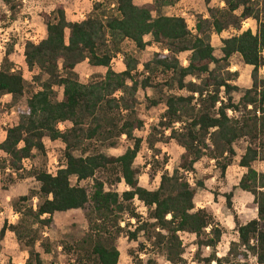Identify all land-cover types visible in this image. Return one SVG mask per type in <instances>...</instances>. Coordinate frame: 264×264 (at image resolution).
<instances>
[{
    "label": "trees",
    "instance_id": "trees-1",
    "mask_svg": "<svg viewBox=\"0 0 264 264\" xmlns=\"http://www.w3.org/2000/svg\"><path fill=\"white\" fill-rule=\"evenodd\" d=\"M134 1L97 0L81 22H68L61 5L44 14L46 38L24 45L30 82L14 69L12 47L6 51L0 64V115L16 109L24 98L26 109L17 113L16 123L7 128L0 143V192L28 179L39 189L16 200L13 211L19 220L2 226L0 240L6 232L13 234L27 251L25 264H42L37 246L43 254L51 253L44 231L52 227L53 217L80 210L86 230L62 246L72 264H118L123 234L131 241L142 237L139 250L150 248L169 264H189L181 235L194 238L197 264H264V173L253 168L258 162L264 164V79L260 76L264 0H218L222 7L202 0L207 17L195 16L194 33L184 18L164 13L182 0H151L141 6ZM21 13L20 0H0V22H16ZM247 20L255 22V33H239ZM231 31L238 34L222 40L221 57L216 58L212 36ZM147 36L167 54H155L144 64L139 81L140 62L124 51V44L141 53L149 45ZM118 56L123 57L122 72L111 68ZM234 56L252 68L250 88L238 102L232 94L239 92L233 85L239 74L229 70ZM84 62L106 69L105 74L81 83L75 69ZM148 88L163 93L148 101L149 107L165 106L159 130L152 129L146 138L148 148L159 155L156 143L173 141L183 151L178 167L171 173L164 171L154 191L140 186L134 167L143 143L136 133L144 125L137 114V93ZM57 89L62 91L61 100ZM60 124L65 126L62 131ZM123 137L131 143L123 154L101 152L116 148ZM46 140L63 145L62 166L55 174L43 167L27 171L26 162L45 155ZM239 141H245L247 148L239 161L245 172L238 188L253 197L257 215L237 227V242H231L220 258L216 249L223 231L212 214L195 209L196 192L187 175L203 158L213 161L223 175L232 165ZM119 185L127 190L120 194L112 190ZM33 200L35 208L30 204ZM135 203L148 211L147 219L139 216ZM207 249L208 256L199 258ZM134 259L136 264H156L152 259Z\"/></svg>",
    "mask_w": 264,
    "mask_h": 264
},
{
    "label": "rangeland",
    "instance_id": "rangeland-1",
    "mask_svg": "<svg viewBox=\"0 0 264 264\" xmlns=\"http://www.w3.org/2000/svg\"><path fill=\"white\" fill-rule=\"evenodd\" d=\"M22 3L21 17L11 24L6 21L0 22V64L2 59L10 47H12V54L10 56L11 62H21V46L25 45L27 41L32 39L33 43H39L43 40L45 34V25L43 22V15L51 12L57 4L64 5L67 12V16L72 22H81L85 19L86 15L92 9L93 4L97 0H20ZM151 0H135L136 5H144L150 3ZM211 7L220 6L222 4L218 0H212ZM165 15L171 17L184 18L188 24L190 30L194 29L195 16L199 14H207L206 6L202 0H187L183 3L177 4L174 7H169L164 10ZM251 30L253 33L256 31L255 22L247 20L244 22L242 31ZM234 35L229 33L227 37ZM223 38L226 39V36ZM222 38L215 36L212 40V46L214 48V54L216 58L221 57ZM149 46L141 53L136 52L135 48L128 44H124V51L128 52L132 56L138 58L141 65L151 61L155 54L162 52L158 45H153L150 40H146ZM120 59V60H119ZM112 63V69L114 71L121 70L123 57L119 56ZM181 60L186 61V56H181ZM18 66V65H16ZM142 70L138 69L139 81L142 80ZM230 72H237L239 74L238 79L233 85L239 88L238 93H233L232 98L235 102H238L245 90L250 88V74L251 68L243 65L238 56H234L230 60ZM18 71V70H17ZM23 74L26 81L30 82L32 74L29 73L25 67L24 70L19 71ZM105 69L94 71L86 63L80 64L76 69V74L79 77V81L83 84L87 83L92 76L104 75ZM260 76L264 79V68L260 70ZM57 99L61 100L62 91L56 90ZM165 93V91H164ZM178 94V93H177ZM179 94L185 95L180 92ZM163 93L153 88L139 89L137 93V114L143 121L144 125L141 130L136 133L138 138H141L142 148L135 160L134 167L139 172L138 181L141 187L154 191L157 189L159 179L164 171L171 173L176 169L180 162V156L182 150L176 145L175 142L170 141L164 143V141H158L154 149L160 151L159 155H156L154 150H150L146 144V138L152 129L159 130L158 124L160 118L165 111L163 104L156 107H149L148 101L157 100ZM9 98L3 99V103L7 104ZM26 109V99H22L16 109L11 112L3 111L0 115V141L3 132H6L7 128L14 125L17 121V113L24 112ZM63 128V127H62ZM169 132L165 133L168 136ZM157 139L160 140L159 136ZM45 155H37L34 161H28L25 163V169L30 170L31 167H43L46 170L56 169L62 166V153L63 146L59 143L50 142L46 140ZM131 146V143L126 141L123 137L118 146L113 149H101V152L106 156H120L124 151ZM247 148L245 141H239L234 145L235 157L232 165L227 168L226 172L222 175L218 168H216L213 161L203 158L194 169V172L187 175L192 188L195 189L194 204L195 209H205L215 219V222L223 231V236L219 246L217 247V253L219 257L225 256L229 244L237 240V227L243 225L251 220L256 219V207L253 203V197L242 192L238 188L239 181L244 174V170L239 167L240 158L244 155ZM166 159V163H165ZM253 168L258 173H264V164L256 163ZM101 178V175H98ZM1 181V178H0ZM201 183L202 187H198ZM72 185H76L75 179L71 180ZM83 186L84 184H79ZM1 188V183H0ZM39 184L33 179H28L22 182H18L8 188L7 191L0 192V230L4 224L15 225L19 217L13 211V205L19 197L26 196L30 191H37ZM113 191L119 194L126 191L127 188L123 185L112 188ZM34 208L37 201L33 200L30 203ZM136 204V210L139 216L144 220L148 218V211L142 209V207ZM131 223L130 225H134ZM86 230V222L84 214L80 210L70 211L65 214H56L53 217V225L50 229L44 231V238L51 246L50 254H43L42 249L37 246V251L42 254V264H72L71 258L66 257L63 254L62 246L65 243L80 238ZM129 231L132 227H129ZM181 240L185 248L184 258L189 264H197L198 259L195 257L196 249L193 246L194 238L181 235ZM143 243L142 237L138 241H131L128 239L127 234H123L118 241V250L120 254L118 264H136L135 257L140 260L146 261L152 259L156 264H169L164 258L158 255L150 248H146L144 251L139 250V244ZM209 251L206 250L201 255V259L208 256ZM27 251L18 245L13 234L7 232L5 237L0 240V264H25L27 259Z\"/></svg>",
    "mask_w": 264,
    "mask_h": 264
},
{
    "label": "crops",
    "instance_id": "crops-1",
    "mask_svg": "<svg viewBox=\"0 0 264 264\" xmlns=\"http://www.w3.org/2000/svg\"><path fill=\"white\" fill-rule=\"evenodd\" d=\"M185 1H187V0H182L180 3H183V2H185ZM134 3H135V1H134ZM180 3H178V4H180ZM220 4H222V3H220ZM58 5V4H57ZM59 5H61L62 7H63V9H64V11H65V15H66V18H67V21L68 22H72V21H70L69 20V18H68V16H67V12H66V10H65V8H64V5H62V4H59ZM136 5V4H135ZM138 6H141V5H138ZM222 6H223V4H222ZM165 10V9H164ZM91 11V10H90ZM89 11V12H90ZM201 15H203V14H201ZM167 16V15H166ZM205 17H207V14H205L204 15ZM244 24V23H243ZM242 27H243V25H242ZM191 32H193L194 33V29L193 30H190ZM241 32H244V31H242V29H241V31L239 32V33H241ZM229 33H233L234 35L235 34H238V33H236V32H233V31H231V32H225V33H222L221 35H219V37L220 38H222V39H224L225 40V38H223L224 36H226V39L228 38L227 37V35L229 34ZM215 36H217V35H214V36H212V40H213V38L215 37ZM232 36V35H231ZM230 37V36H229ZM46 38V27H45V34H44V38L43 39H45ZM150 40L151 41V43H152V40H151V37L150 36H147V37H145V41L146 40ZM147 42V41H146ZM148 43V42H147ZM153 45H156V44H154L153 43ZM149 46V45H148ZM147 46V47H148ZM222 48V47H221ZM23 51H24V45L23 46H21V48H20V52H21V62H14V63H16V64H13V66H14V69H16V70H18V71H22V70H24L25 69V67H26V65H25V63H24V56H23ZM160 53H163V54H167V52L166 51H163L162 50V52H160ZM116 59H119V56L116 58ZM116 59H114V60H116ZM113 60V61H114ZM120 60V59H119ZM10 61H12L11 59H10ZM122 63V67H121V70H119V71H117V72H122V71H124V65H123V60L121 61ZM87 64V62H84L83 64ZM113 63V62H112ZM182 64H183V66H186L187 65V62L186 61H183L182 62ZM16 65H18V66H16ZM88 65V64H87ZM112 66V65H111ZM78 67V66H77ZM77 67H76V69H77ZM140 67H142L143 68V65H139V68ZM246 67H248V66H246ZM112 68V67H111ZM138 68V69H139ZM248 68H251V67H248ZM27 69V68H26ZM76 69H75V72H76ZM92 69H94V71H99L100 69H104V68H92ZM106 70V69H105ZM113 70V69H112ZM251 71H252V68H251ZM116 72V71H115ZM23 75V74H22ZM24 77V76H23ZM25 79V78H24ZM6 98V97H5ZM63 127V128H62ZM64 128H65V126L63 125V124H60L59 125V130H64ZM5 135H6V133L5 132H3L2 133V136H1V141H0V143L1 142H3L4 141V139H5ZM55 143H59V142H55ZM60 145H62L61 143H59ZM63 146V145H62ZM242 169V168H241ZM48 170V169H47ZM243 170V169H242ZM207 211V210H206ZM7 233V232H6ZM5 233V234H6ZM184 236H187V235H184ZM5 237V236H4ZM221 242V241H220ZM233 242H237V240L236 241H233ZM220 244V243H219ZM219 246V245H218ZM208 250V249H207ZM209 251V250H208ZM216 251H217V249H216ZM217 257H219V255H218V253H217ZM222 257H224V256H222ZM221 258V257H220Z\"/></svg>",
    "mask_w": 264,
    "mask_h": 264
},
{
    "label": "built area",
    "instance_id": "built-area-1",
    "mask_svg": "<svg viewBox=\"0 0 264 264\" xmlns=\"http://www.w3.org/2000/svg\"><path fill=\"white\" fill-rule=\"evenodd\" d=\"M30 41H32V39L30 40ZM16 70V69H15ZM17 71V70H16ZM55 166H56V169H53L52 171H51V169H48L47 171H48V173H50V174H55V172L57 171V163H55ZM142 209H145V208H143V206H142Z\"/></svg>",
    "mask_w": 264,
    "mask_h": 264
}]
</instances>
